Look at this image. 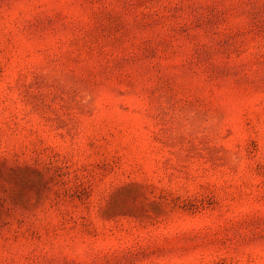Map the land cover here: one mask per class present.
I'll return each mask as SVG.
<instances>
[{"label": "rangeland", "instance_id": "1", "mask_svg": "<svg viewBox=\"0 0 264 264\" xmlns=\"http://www.w3.org/2000/svg\"><path fill=\"white\" fill-rule=\"evenodd\" d=\"M0 264H264V0H0Z\"/></svg>", "mask_w": 264, "mask_h": 264}]
</instances>
